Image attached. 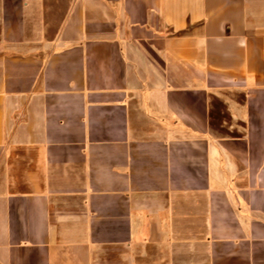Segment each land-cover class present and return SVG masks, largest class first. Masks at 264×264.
Here are the masks:
<instances>
[{
  "label": "crops",
  "instance_id": "obj_1",
  "mask_svg": "<svg viewBox=\"0 0 264 264\" xmlns=\"http://www.w3.org/2000/svg\"><path fill=\"white\" fill-rule=\"evenodd\" d=\"M0 264H264V0H0Z\"/></svg>",
  "mask_w": 264,
  "mask_h": 264
}]
</instances>
